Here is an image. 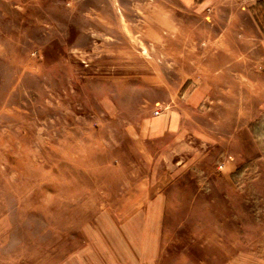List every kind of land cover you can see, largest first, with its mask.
<instances>
[{"label":"rangeland","instance_id":"1","mask_svg":"<svg viewBox=\"0 0 264 264\" xmlns=\"http://www.w3.org/2000/svg\"><path fill=\"white\" fill-rule=\"evenodd\" d=\"M262 0H0V264H264Z\"/></svg>","mask_w":264,"mask_h":264},{"label":"crops","instance_id":"2","mask_svg":"<svg viewBox=\"0 0 264 264\" xmlns=\"http://www.w3.org/2000/svg\"><path fill=\"white\" fill-rule=\"evenodd\" d=\"M187 1H195V0H187ZM203 1H208V0H203ZM262 2L264 3V0H262ZM262 48L264 50V37H263V40H262Z\"/></svg>","mask_w":264,"mask_h":264}]
</instances>
